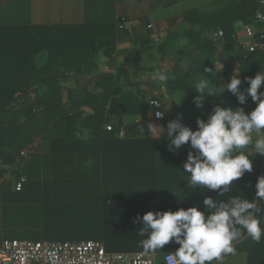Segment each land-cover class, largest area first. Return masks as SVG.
<instances>
[{
  "label": "trees",
  "instance_id": "1",
  "mask_svg": "<svg viewBox=\"0 0 264 264\" xmlns=\"http://www.w3.org/2000/svg\"><path fill=\"white\" fill-rule=\"evenodd\" d=\"M256 9V0H213L168 18L165 34L158 41H155L154 37L160 32L159 26L147 28L148 22L144 19L141 21L143 25L140 29L134 26L126 28L125 17H118L110 24L106 23L111 26V33H99L98 36L106 39L109 37L116 42L128 41L132 46L139 43L144 47L154 48L161 58L173 61V76L167 79L166 85L168 94L181 95L179 98L181 109L163 120L162 126L166 127L167 122L176 118L178 113L183 115L182 123L185 124L187 120L196 121L197 117L207 118L214 104L233 108L241 106L246 112L255 107V102L250 97L246 104L238 105L236 97L226 90L219 97L205 94L206 100L202 110H205L206 114H203L202 110L193 104V97L198 93L191 87L195 86L200 74L208 77L213 86L223 87L234 71H239L242 80L240 87L244 91L248 86L244 78L254 76L260 70L264 71V53L260 51L246 53L244 57L240 54L236 70L235 66L229 63L231 51L237 49L239 53L243 50L233 37L235 23L251 22ZM120 24L124 27L119 28ZM217 30L223 31V37L214 41L212 34ZM86 32L87 29L74 32L57 25H0V203L37 204L41 209L39 218L41 231L38 233L40 238L38 240H97L104 244L106 251H143L140 241L144 238L138 235L140 226L139 222L135 221L137 215L142 216L148 210L175 211L178 207L187 208L194 204L184 202L155 204L139 199L130 202L127 200L108 202L102 195L100 196L98 185L107 181L106 170L102 169V176H99L100 170H96V174L93 169L85 167L83 164L85 156L81 154L85 144L79 146L78 142H71L64 137L74 130L75 122L80 121L82 114L63 111V106L57 107L61 99L59 91L62 86L56 79V67H52L56 61L53 54L57 49H67L63 42L72 40L69 35L79 37ZM101 50L103 49L98 44L96 49L85 51L80 58V64H87L93 55H97ZM133 51L134 49L130 53ZM41 52H48L49 58L46 63L40 62L41 57L38 54ZM104 54L107 55V50ZM133 56H125L117 69V74L125 67L124 65L134 67L139 72L148 71L146 66L135 63L134 58L138 57V51ZM218 63H223V66L219 68ZM90 67L93 71L97 65L90 64ZM104 77L105 79L101 81L103 84L113 78L112 74ZM118 77L117 75L112 84L113 88L121 90ZM123 96L124 99L127 98L125 94ZM68 99L73 101L72 98ZM133 113L138 115V120L126 124L122 120V114H118V120L113 123L114 126L109 132L116 136L118 130L123 128L126 132L125 138H128L130 133L137 136L141 127L144 132L141 138H128L122 141L140 143L142 141L145 145L143 154L151 156L158 151H168V141L163 135L158 140L148 136L147 126L152 123L148 102L137 99V110ZM53 125L56 127L62 125L65 133L50 142L51 168L40 177L35 169L29 167V158L46 139L41 138V142L35 146L32 144L33 136L40 133L43 127ZM59 144H63V148H71V152L57 155ZM75 150L79 151L77 156L73 155ZM189 150L190 146L185 145L175 152L186 155ZM21 151H25V154L21 155ZM252 163V172L245 173L235 182L251 187V193L246 195L250 200L255 198V184L260 171L261 176H264L261 155H255ZM21 175H26L28 179L21 190L16 191L13 182ZM130 180L129 178L126 183H130ZM58 185L59 191L54 190V186ZM33 192L39 196L32 198ZM16 193L24 194L16 196ZM61 194L68 196L65 198ZM195 206L203 208L202 204ZM243 244L250 259L256 258L253 256L254 253H264V238L259 243L246 238ZM176 247L177 244L169 243L157 252H174Z\"/></svg>",
  "mask_w": 264,
  "mask_h": 264
},
{
  "label": "crops",
  "instance_id": "2",
  "mask_svg": "<svg viewBox=\"0 0 264 264\" xmlns=\"http://www.w3.org/2000/svg\"><path fill=\"white\" fill-rule=\"evenodd\" d=\"M211 1L213 0H0V25H57L74 32L87 29L83 36L69 35L72 40L63 42V46H67V49H57L53 54L56 61L52 67H56V79L62 86L59 91L61 99L57 107L63 106V111L82 114L80 121L75 122L74 130L64 137L71 142H78L79 146L85 144V147L81 149V154L85 156L83 161L85 167L93 169L96 174V170H106L108 179L98 185V192L108 202L123 200L130 202L139 199L155 204L184 202L196 205L202 204L205 195L218 198V193L215 191L189 189L186 183L189 174L183 171L187 154L181 155L169 151H158L153 156L143 154L145 145L142 141L141 143L122 141L128 138H141L144 135L141 127L137 136L130 133L128 138L116 137L117 135L105 129L106 125L114 126L113 123L115 124L118 120V114H122V120L126 124L138 120V115L133 113L137 110V99L148 102L149 105L152 98L159 97L164 104L163 110L166 116L170 118L181 109L179 102L181 95L168 94L165 84L158 79L160 72H166L169 75L168 78L173 76L172 60L161 58L154 48L144 47L139 43L132 46L128 41L116 42L109 37L106 39L98 36L99 33L110 34L112 30L108 24L113 23L118 17H125L127 18V23L124 25L126 28L134 26L140 29L143 25L141 21L147 19L148 24L160 27L157 36L162 38L168 18ZM244 24L241 21L235 23L233 37L238 44L248 42L242 30ZM98 44L103 50L93 55L87 64H80L79 61L84 52L96 49ZM131 48L134 49L132 53H130ZM105 50L107 55L104 54ZM236 50L229 53L231 57L229 63L235 66V70L238 68L239 55L241 54L242 57L247 55L243 50L239 53ZM137 51L138 57L134 58L135 63L153 67H147L148 71L139 72L134 67L124 65L125 69L121 68L117 74V69L123 63L125 56L134 57ZM259 51L264 53L263 50ZM38 55L41 57V63L48 61V52H41ZM166 62L169 66H162ZM90 64L97 65L96 70L92 71ZM217 66L221 68L223 63H218ZM107 74H112L113 78L109 79V82L101 83L105 79L104 75ZM117 75L121 90L113 88L112 81ZM162 87H164L163 91ZM43 90L44 88L41 92ZM124 94L127 97L125 99ZM68 98H72L73 101L71 102ZM149 108L151 110L150 105ZM201 113L206 114V111L202 110ZM162 122L152 121V124L162 126ZM185 125L195 129L196 121L187 120ZM64 129L62 125L43 127L40 133L33 136L32 144L35 146L41 142V138L46 139L29 158V167L35 169L40 177L45 172L48 173L51 168L50 142L59 135H63ZM111 135H113L112 138ZM148 136L155 137L152 132H149ZM248 151L251 153L252 149L249 148ZM68 152H71V148H63V144H59L57 155H65ZM78 153L79 151L75 150L73 155L77 156ZM101 173L102 171L99 176H102ZM261 173L262 171L259 176ZM129 178L130 183H126ZM247 193H251L250 186L235 184L232 191L225 195L237 194L246 197ZM3 238L0 237L2 240ZM245 239L235 243V254L225 256L223 264H264V257H261L264 253H254L253 256L256 258H249L243 244ZM164 253L155 252L158 264H162L161 258ZM257 256L260 257L257 258ZM213 264L216 262L214 261Z\"/></svg>",
  "mask_w": 264,
  "mask_h": 264
},
{
  "label": "clouds",
  "instance_id": "3",
  "mask_svg": "<svg viewBox=\"0 0 264 264\" xmlns=\"http://www.w3.org/2000/svg\"><path fill=\"white\" fill-rule=\"evenodd\" d=\"M238 73L234 71L223 87L213 86L208 77L200 74L191 87L198 93L193 104L202 110L205 94L219 97L227 90L236 97L238 105L246 104L250 97L255 102L250 111L241 106L214 104L207 119L196 118L195 129L182 123L183 115L179 113L166 127L148 124L147 130L155 133V139L165 137L169 152L190 146L183 164V171L189 174L186 181L189 189L215 191L218 198L205 195L203 208L193 205L175 211L148 210L142 216L137 215L138 235L144 238L140 246L145 254L175 243L178 247L171 264H213L214 261L223 264L225 256L235 254L236 242L250 238L259 243L264 238V176L257 178L254 199L225 195L245 173L252 172L253 156L264 155V71L245 77L248 86L244 91ZM168 77L166 72L158 73L159 81L164 84ZM164 114V111L155 112L157 119H162Z\"/></svg>",
  "mask_w": 264,
  "mask_h": 264
},
{
  "label": "built area",
  "instance_id": "4",
  "mask_svg": "<svg viewBox=\"0 0 264 264\" xmlns=\"http://www.w3.org/2000/svg\"><path fill=\"white\" fill-rule=\"evenodd\" d=\"M257 9L253 19L243 25V34L248 42L240 44L245 53L264 51V0H256ZM123 24L119 28H123ZM147 28H152L148 24ZM223 37V31L213 32L214 41ZM159 40L158 36L154 37ZM155 104V105H154ZM151 107V120L161 122L165 119H157L156 111H164L162 101L154 97L149 101ZM158 105L161 108H158ZM107 131L112 130V125H106ZM155 136V133L152 132ZM119 138H124L126 132L120 128L117 132ZM21 155L25 151L20 152ZM264 163V155H261ZM27 182L25 175H21L14 182L16 191L21 190ZM173 252L162 255V264H171ZM0 264H158L155 253L145 254L144 251H106L104 244L97 240L79 241H54V240H31L18 238H5L0 242Z\"/></svg>",
  "mask_w": 264,
  "mask_h": 264
},
{
  "label": "rangeland",
  "instance_id": "5",
  "mask_svg": "<svg viewBox=\"0 0 264 264\" xmlns=\"http://www.w3.org/2000/svg\"><path fill=\"white\" fill-rule=\"evenodd\" d=\"M167 62L164 63L162 66L168 67L169 63L167 64ZM147 67H153V66L150 65ZM164 86L166 87V91L168 93L169 91L166 83ZM161 89L163 91L164 87H162ZM168 118L169 117L166 116L165 114V119ZM59 187L60 185H58L57 187L54 186V190L59 191ZM19 194L23 195L24 193H16V196H18ZM31 195L32 198H36L37 196H39L35 192H33ZM61 196L66 198L68 195L61 194ZM40 210H41L40 207H38L37 204H33V203L30 204V203L5 202L4 204H1L0 205V237L31 239V240L40 239L38 236V233L41 231V222L39 219L41 215ZM38 221L39 224L37 223Z\"/></svg>",
  "mask_w": 264,
  "mask_h": 264
}]
</instances>
